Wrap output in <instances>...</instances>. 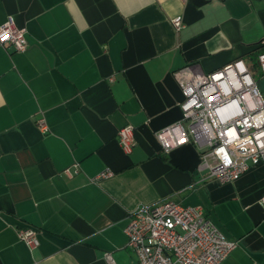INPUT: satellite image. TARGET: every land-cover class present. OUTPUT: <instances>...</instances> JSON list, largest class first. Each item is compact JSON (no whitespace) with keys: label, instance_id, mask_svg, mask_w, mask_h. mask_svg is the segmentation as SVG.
<instances>
[{"label":"crops","instance_id":"obj_1","mask_svg":"<svg viewBox=\"0 0 264 264\" xmlns=\"http://www.w3.org/2000/svg\"><path fill=\"white\" fill-rule=\"evenodd\" d=\"M10 17L29 47L0 44V264H139L127 217L165 199L238 242L221 264H264V161L221 182L193 142L163 153L156 136L182 117L175 71L244 58L264 91V0H0V26Z\"/></svg>","mask_w":264,"mask_h":264},{"label":"built area","instance_id":"obj_2","mask_svg":"<svg viewBox=\"0 0 264 264\" xmlns=\"http://www.w3.org/2000/svg\"><path fill=\"white\" fill-rule=\"evenodd\" d=\"M172 22L177 31L184 25L182 16ZM0 44L26 51L27 30L10 17L0 26ZM257 66L264 74V51L257 55ZM174 76L184 96L182 117L157 131L163 153L193 142L201 151L200 169H208L209 177L221 182L236 180L252 164L264 161V91L244 58L212 72L187 67ZM40 123L47 127L44 119ZM117 136L131 152L135 127L125 126ZM112 175L103 171L96 178ZM260 203L264 205V195ZM125 233L139 264H221L238 244L219 230L203 207L172 199L137 207L127 217ZM18 235L31 247L40 244L34 227H21ZM105 258L115 264L111 252Z\"/></svg>","mask_w":264,"mask_h":264}]
</instances>
